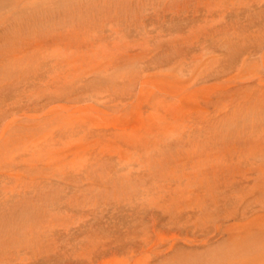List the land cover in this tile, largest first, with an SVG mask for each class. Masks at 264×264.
<instances>
[{"label": "rangeland", "instance_id": "rangeland-1", "mask_svg": "<svg viewBox=\"0 0 264 264\" xmlns=\"http://www.w3.org/2000/svg\"><path fill=\"white\" fill-rule=\"evenodd\" d=\"M0 264H264V0H0Z\"/></svg>", "mask_w": 264, "mask_h": 264}, {"label": "bare ground", "instance_id": "bare-ground-1", "mask_svg": "<svg viewBox=\"0 0 264 264\" xmlns=\"http://www.w3.org/2000/svg\"><path fill=\"white\" fill-rule=\"evenodd\" d=\"M203 81V80H202ZM201 81V82H202ZM203 91L204 90H206V89H208V87H203V88H201ZM199 90H200V88H199ZM205 97H207L206 95H205ZM198 98H199V96H198ZM197 98V99H198ZM184 99V98H183ZM183 99H181L180 100V102H182L183 101ZM196 99V100H197ZM201 99V98H200ZM196 100H194V101H196ZM151 101V100H150ZM185 101V100H184ZM193 101V102H194ZM203 101H207V100H203ZM150 103V102H149ZM196 103V102H195ZM198 103V102H197ZM118 105H114V107H117ZM168 106V105H167ZM169 107V106H168ZM167 107V108H168ZM171 107H173V106H171ZM173 109V108H172ZM158 118V117H157ZM164 120V119H163ZM151 121V120H150ZM155 121V120H154ZM159 122V121H158ZM157 122V123H158ZM193 122H196V123H198V124H201V123H207L208 122V120H203L202 121V119H193ZM150 123H152V122H150ZM157 123H154L153 124V126L155 125V124H157ZM159 124V123H158ZM156 126V125H155ZM202 128H198V129H196V130H194V131H199V130H201ZM111 135H113V137H117V134L116 133H111ZM111 138H113L112 136H110ZM109 137V138H110ZM113 142V141H112ZM124 143V142H123ZM133 143V145H134V142L132 141V142H130L129 144H132ZM132 145V146H133ZM109 156L110 155H108L107 157L109 158ZM111 158V157H110ZM217 159V158H216ZM188 161V160H187ZM186 162H185V164H181L180 166H181V168H183V171H182V173H181V175H178L176 172H175V165H176V163L175 162H173V165H171V166H166V168L164 169L163 167H160L158 170L157 169H155V167H154V169L151 171V172H149V174H147V177H150V179H169V178H179L180 180H185V181H187V182H189V181H193V180H196V181H198V182H201V181H204L205 179H207V178H209L208 176H212V177H216L217 176V174H220V175H223V173L224 172H227L228 171V168L227 167H224L223 166V164L220 162V161H216V160H214L213 162H209V159H204V160H194L193 162H191V161H189V164H188V170L187 171H185L184 170V168L186 167ZM149 170L151 169L150 167L148 168ZM148 170V171H149ZM146 177V178H147ZM140 178V177H139ZM138 178V179H139ZM142 179H143V177H142ZM152 181V180H151ZM153 182V181H152ZM35 183V182H34ZM33 183V184H34ZM171 202H172V200H170L166 205H170L171 204ZM163 204H165V203H163ZM163 204L161 205H159V206H157V208H161L162 206H163ZM157 204H155V206H156ZM219 220V219H218ZM226 221V219H225V217H222V218H220V220L218 221V222H216L213 226H214V236H216V235H220L223 231H226V229H227V227H226V225H224V224H220V223H223V222H225ZM251 221H253V220H251ZM248 224H250L249 223V221H248ZM239 228H240V226H239ZM238 228V229H239ZM212 231V230H211ZM211 231H209V232H211ZM252 232V231H251ZM215 233H216V235H215ZM147 236V235H146ZM143 240V239H142ZM143 242H145L146 243V239L144 238V240H143Z\"/></svg>", "mask_w": 264, "mask_h": 264}]
</instances>
